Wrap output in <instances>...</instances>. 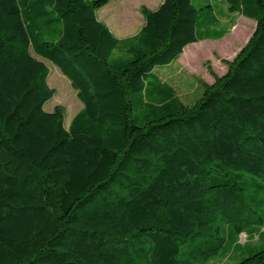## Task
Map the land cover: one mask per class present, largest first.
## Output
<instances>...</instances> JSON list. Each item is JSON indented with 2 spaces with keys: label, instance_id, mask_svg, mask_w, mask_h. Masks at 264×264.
Listing matches in <instances>:
<instances>
[{
  "label": "trees",
  "instance_id": "trees-1",
  "mask_svg": "<svg viewBox=\"0 0 264 264\" xmlns=\"http://www.w3.org/2000/svg\"><path fill=\"white\" fill-rule=\"evenodd\" d=\"M195 1L120 40L109 0H0V264H209L243 234L264 264V0H219L255 32L188 108L158 71L223 36ZM40 59L83 104L67 128Z\"/></svg>",
  "mask_w": 264,
  "mask_h": 264
},
{
  "label": "rangeland",
  "instance_id": "rangeland-1",
  "mask_svg": "<svg viewBox=\"0 0 264 264\" xmlns=\"http://www.w3.org/2000/svg\"><path fill=\"white\" fill-rule=\"evenodd\" d=\"M163 0H110L109 5L98 13L103 22L120 38L137 35L144 24L141 9L155 10ZM195 5L196 1L194 0ZM207 3V2H206ZM214 7L217 22L211 33L223 35L217 40H204L184 49L183 54L168 68L160 69V79L167 83L176 97L185 107H193L202 95L205 86H212L223 77L232 63L254 34L256 23L228 11L227 6L219 0H210ZM39 59V58H38ZM48 69L47 84L55 91L54 96L46 103L44 110L52 112L55 107L65 110L64 125L67 128L72 118L82 110L83 104L76 92L61 71L46 60L40 59ZM62 81H61V80ZM138 99H134V105ZM134 119L138 118L134 111ZM238 244L240 252L231 253L224 259H216L209 264H236L250 254L251 248L257 245L256 239L241 235ZM243 245H247L243 248Z\"/></svg>",
  "mask_w": 264,
  "mask_h": 264
},
{
  "label": "crops",
  "instance_id": "crops-1",
  "mask_svg": "<svg viewBox=\"0 0 264 264\" xmlns=\"http://www.w3.org/2000/svg\"><path fill=\"white\" fill-rule=\"evenodd\" d=\"M109 3H110V0H109L108 4H107L104 8H106V7L109 5ZM161 4H162V3H161ZM161 4H160V5H161ZM160 5H159V6H160ZM159 6H158V7H159ZM158 7H157V8H158ZM104 8H102L101 10H99L98 12H96V16H97L98 20H101V19H99L98 13H99L100 11H102ZM157 8H156V9H157ZM156 9H155V10H156ZM153 11H154V10H153ZM110 31L113 33L112 30H110ZM113 34H114V33H113ZM114 36H115L116 38L120 39V40H122V39H126V38H120V37L117 36L116 34H114ZM129 38H131V37H129Z\"/></svg>",
  "mask_w": 264,
  "mask_h": 264
},
{
  "label": "bare ground",
  "instance_id": "bare-ground-1",
  "mask_svg": "<svg viewBox=\"0 0 264 264\" xmlns=\"http://www.w3.org/2000/svg\"><path fill=\"white\" fill-rule=\"evenodd\" d=\"M61 80V79H60ZM62 81V80H61Z\"/></svg>",
  "mask_w": 264,
  "mask_h": 264
},
{
  "label": "water",
  "instance_id": "water-1",
  "mask_svg": "<svg viewBox=\"0 0 264 264\" xmlns=\"http://www.w3.org/2000/svg\"><path fill=\"white\" fill-rule=\"evenodd\" d=\"M254 32H255V30H254Z\"/></svg>",
  "mask_w": 264,
  "mask_h": 264
}]
</instances>
